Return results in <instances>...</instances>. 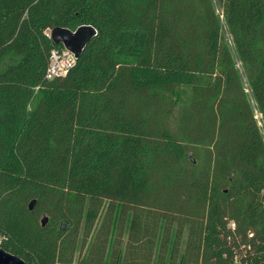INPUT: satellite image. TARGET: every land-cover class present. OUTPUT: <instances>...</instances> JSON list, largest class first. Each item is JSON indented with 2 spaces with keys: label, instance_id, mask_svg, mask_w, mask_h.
Masks as SVG:
<instances>
[{
  "label": "trees",
  "instance_id": "obj_1",
  "mask_svg": "<svg viewBox=\"0 0 264 264\" xmlns=\"http://www.w3.org/2000/svg\"><path fill=\"white\" fill-rule=\"evenodd\" d=\"M223 10L264 121V0H223ZM84 24L96 36L65 76L47 79L50 51L64 48L47 30ZM8 55L0 246L28 264L71 263L80 228L108 201L132 211L131 256L120 250L115 264H150L135 253L154 207L183 188L196 212L165 201L192 224L179 264H264V140L246 94L231 93L234 63L209 0H0V62ZM181 86L193 89L189 103ZM162 92L175 96L172 112L151 101L149 113L130 112L127 94ZM201 135L208 145L195 147ZM161 162L173 177L154 179Z\"/></svg>",
  "mask_w": 264,
  "mask_h": 264
},
{
  "label": "rangeland",
  "instance_id": "obj_2",
  "mask_svg": "<svg viewBox=\"0 0 264 264\" xmlns=\"http://www.w3.org/2000/svg\"><path fill=\"white\" fill-rule=\"evenodd\" d=\"M209 1L219 19L223 42L228 44L234 63L232 73L235 76V80L231 85V93L234 94L243 91L246 94L250 104L252 119L259 128L264 140L263 115L252 93L248 66L240 60L234 47L232 34L224 15L223 0ZM50 31L51 30L48 29L47 33L50 34ZM15 59V56L8 55L0 62V65L5 66L15 61ZM178 91L183 95L185 99H183V101L189 103V100L193 96V89L188 86H181L178 88ZM127 96L130 112H143L144 114L149 113L151 110L148 104L150 101L155 104V109L161 112H172L170 100L172 99L173 101L175 99V96H172L171 92H162L160 95H154L153 93H132L127 94ZM33 105L34 103L32 102L30 106ZM159 126H161V122L158 123V127ZM196 128L199 127L194 128V131L197 133ZM202 130L205 131L206 126H204ZM207 142L208 141H205L201 135L198 139L194 140L193 145L203 148L208 145ZM161 167L160 170L153 172L155 180L163 179V176L166 174L168 176H174L170 172L173 167L162 162ZM195 197L194 194L188 193L183 188L170 189L163 193L161 206L154 207V210L159 208L160 212L157 217L149 223V227L153 229L152 235L150 232H146V241L143 242L141 249L135 253V256L138 255V258L148 257L150 264H179L182 254L187 247L189 235L192 231V224L187 216L175 212L174 206H178L180 204L179 201L185 199V205L192 210V212H196L198 209L196 202H194ZM165 201L175 202L174 206L165 205ZM121 208V204H119L116 209L113 210L110 208L109 202L107 201L93 228L89 232H85L83 227L80 228L77 249L73 261L71 263L57 264H93L102 254L104 264H115L120 250L123 258L125 254L130 257L131 254L129 250H126V245L130 237L132 211L124 212ZM44 214L45 213H42L40 215V220ZM59 225L60 220H58L56 226L59 227ZM230 225L232 226L233 222H231ZM147 240L149 241L147 242ZM140 262L141 261L134 263L131 261V264H140Z\"/></svg>",
  "mask_w": 264,
  "mask_h": 264
},
{
  "label": "water",
  "instance_id": "obj_3",
  "mask_svg": "<svg viewBox=\"0 0 264 264\" xmlns=\"http://www.w3.org/2000/svg\"><path fill=\"white\" fill-rule=\"evenodd\" d=\"M97 30L92 25H80L76 29L67 27H54L50 31V37L55 43H61L65 48L72 51L78 59L90 40L96 36ZM35 201L30 203L33 208ZM48 217L43 218V224ZM0 264H28L22 257L0 246Z\"/></svg>",
  "mask_w": 264,
  "mask_h": 264
},
{
  "label": "built area",
  "instance_id": "obj_4",
  "mask_svg": "<svg viewBox=\"0 0 264 264\" xmlns=\"http://www.w3.org/2000/svg\"><path fill=\"white\" fill-rule=\"evenodd\" d=\"M76 60L75 54L67 48H53L49 55L46 78L53 79L65 76L70 68L75 65Z\"/></svg>",
  "mask_w": 264,
  "mask_h": 264
}]
</instances>
